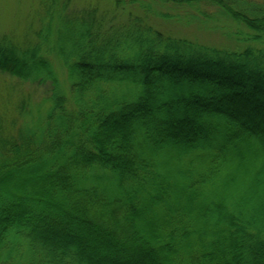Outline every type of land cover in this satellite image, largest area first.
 I'll list each match as a JSON object with an SVG mask.
<instances>
[{
	"label": "trees",
	"instance_id": "obj_1",
	"mask_svg": "<svg viewBox=\"0 0 264 264\" xmlns=\"http://www.w3.org/2000/svg\"><path fill=\"white\" fill-rule=\"evenodd\" d=\"M36 1L0 36L46 94L0 134V264H264V0Z\"/></svg>",
	"mask_w": 264,
	"mask_h": 264
},
{
	"label": "rangeland",
	"instance_id": "obj_2",
	"mask_svg": "<svg viewBox=\"0 0 264 264\" xmlns=\"http://www.w3.org/2000/svg\"><path fill=\"white\" fill-rule=\"evenodd\" d=\"M75 2L80 6L84 3H94L95 0H75ZM36 4V0H0V36L21 35L32 16L35 21V14L32 11ZM100 6L106 8L107 2H100ZM215 23L221 27L216 32L199 31L195 24L183 25L175 22H170L164 27L178 37L211 45H222L227 42L224 33L231 27L223 20ZM45 95L41 88L0 73V134H15L16 129L35 122L38 117L36 108L42 103Z\"/></svg>",
	"mask_w": 264,
	"mask_h": 264
}]
</instances>
